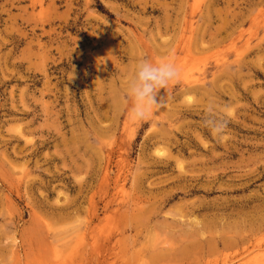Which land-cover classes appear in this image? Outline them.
I'll return each instance as SVG.
<instances>
[{"label":"rangeland","instance_id":"1","mask_svg":"<svg viewBox=\"0 0 264 264\" xmlns=\"http://www.w3.org/2000/svg\"><path fill=\"white\" fill-rule=\"evenodd\" d=\"M0 264H264V0H0Z\"/></svg>","mask_w":264,"mask_h":264},{"label":"clouds","instance_id":"2","mask_svg":"<svg viewBox=\"0 0 264 264\" xmlns=\"http://www.w3.org/2000/svg\"><path fill=\"white\" fill-rule=\"evenodd\" d=\"M179 76L178 66L168 58L153 62L145 58L137 62L134 75L128 81L127 96L132 105L128 117L132 121H146L154 113V109L162 107L157 103L159 90L167 89L170 83ZM204 124L214 136L221 135L227 127L224 120L215 114L214 106L209 104Z\"/></svg>","mask_w":264,"mask_h":264},{"label":"bare ground","instance_id":"3","mask_svg":"<svg viewBox=\"0 0 264 264\" xmlns=\"http://www.w3.org/2000/svg\"><path fill=\"white\" fill-rule=\"evenodd\" d=\"M184 42H185V37L182 39V41H180V43H179L180 45L175 48L173 56H175L177 54V52L180 51V49L182 48V45H184Z\"/></svg>","mask_w":264,"mask_h":264}]
</instances>
